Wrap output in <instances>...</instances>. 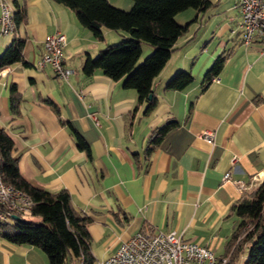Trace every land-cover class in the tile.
I'll return each mask as SVG.
<instances>
[{
	"label": "crops",
	"instance_id": "crops-1",
	"mask_svg": "<svg viewBox=\"0 0 264 264\" xmlns=\"http://www.w3.org/2000/svg\"><path fill=\"white\" fill-rule=\"evenodd\" d=\"M7 1L24 16L13 33L0 34V53L22 38L28 65L0 70V128L14 142L22 177L52 192L66 189L88 217L93 264H103L138 231H173L225 258L237 222L231 207L264 180V42L242 44L238 0H210L206 10L176 15L187 30L153 80L157 105L151 112L123 78L82 71L87 58L120 39L118 32L103 29V40L95 38L55 0ZM54 32L66 36V79L48 64L38 66L44 39ZM142 47L143 57L151 48ZM221 54L220 72L203 87L206 70ZM180 69L191 71L192 82L166 88ZM12 84L19 97L15 108ZM170 120L177 125L148 153L153 130ZM70 126L90 145L91 159L77 147ZM209 130L213 142L201 137ZM227 171L230 179L224 180ZM0 264L49 263L39 247L0 235Z\"/></svg>",
	"mask_w": 264,
	"mask_h": 264
},
{
	"label": "trees",
	"instance_id": "trees-1",
	"mask_svg": "<svg viewBox=\"0 0 264 264\" xmlns=\"http://www.w3.org/2000/svg\"><path fill=\"white\" fill-rule=\"evenodd\" d=\"M72 9L79 23L103 40V29L115 30L120 39L101 48L94 58H87L82 71L91 75L101 70L112 79L123 78V85L133 88L138 103H145V112L157 105L152 83L167 63L178 37L185 33L187 24H180L176 15L187 9L206 10L210 0H131L129 10L113 6L108 0H55ZM14 12L16 25L23 20V11L17 5ZM151 48L142 57L143 45ZM24 39L13 38L0 53V70L14 63L28 65L23 56ZM224 55H218L203 76L206 87L220 72ZM193 80L191 71L177 70L167 81L166 88L180 90ZM151 97H149V95ZM16 86H10L12 108L18 100ZM177 122L167 121L153 130L148 139L147 152L152 151L164 135ZM76 145L91 159V148L81 134L70 126ZM14 142L0 128V174L3 181L24 191L32 200L29 215L40 221L20 220L7 228L10 222H0V235L13 244L39 247L47 256L49 264H93L90 252V236L87 231L88 217L77 210L69 192L60 189L52 192L38 188L25 180L18 169V160L12 154ZM237 217L236 225L226 243L223 264H264V180L249 197L237 201L231 207ZM222 259V258H221ZM219 259V260H221Z\"/></svg>",
	"mask_w": 264,
	"mask_h": 264
},
{
	"label": "built area",
	"instance_id": "built-area-1",
	"mask_svg": "<svg viewBox=\"0 0 264 264\" xmlns=\"http://www.w3.org/2000/svg\"><path fill=\"white\" fill-rule=\"evenodd\" d=\"M241 14V42L249 45L255 40L264 42V0H238ZM16 29L14 12L7 0H0V34H10ZM66 36L62 32L48 34L43 42V53L38 66L50 65L56 75L67 78L70 69L63 64ZM97 122V121H96ZM201 137L213 142L214 133L204 131ZM1 160V156H0ZM236 160L232 159V163ZM224 180L230 173H224ZM242 186V184H240ZM33 202L22 190L3 181L0 174V222H10L13 215H29ZM209 248L185 241L175 232L148 233L138 231L124 240L103 264H223Z\"/></svg>",
	"mask_w": 264,
	"mask_h": 264
},
{
	"label": "rangeland",
	"instance_id": "rangeland-1",
	"mask_svg": "<svg viewBox=\"0 0 264 264\" xmlns=\"http://www.w3.org/2000/svg\"><path fill=\"white\" fill-rule=\"evenodd\" d=\"M128 1H130L131 2V0H108V2L110 3V4H112L113 6H115V7H118V8H121V9H124V10H129L130 9V7H131V5L130 6H128ZM185 12V11H184ZM185 13H183V12H181V13H179L178 15H177V18L178 19H182L181 17H182V15H184ZM118 41V40H117ZM116 41H114V43H115ZM110 43H112V42H110ZM95 57V56H94ZM94 57H92V58H94ZM21 218L22 219H24V220H31V221H33L34 223H38L39 221H40V218L39 217H35V216H33V215H27V214H22L21 215ZM17 221L15 220V219H11L10 220V225H9V227L7 228V230H9V231H13L15 228H14V224L16 223Z\"/></svg>",
	"mask_w": 264,
	"mask_h": 264
},
{
	"label": "water",
	"instance_id": "water-1",
	"mask_svg": "<svg viewBox=\"0 0 264 264\" xmlns=\"http://www.w3.org/2000/svg\"><path fill=\"white\" fill-rule=\"evenodd\" d=\"M151 95H152V94H150L149 97H151ZM12 218L15 219V220H20V217L17 216V215H13Z\"/></svg>",
	"mask_w": 264,
	"mask_h": 264
}]
</instances>
